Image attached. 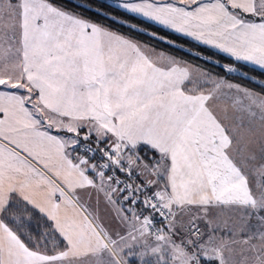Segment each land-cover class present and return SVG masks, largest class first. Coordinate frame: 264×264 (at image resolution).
<instances>
[{
    "label": "snow or ice",
    "instance_id": "1",
    "mask_svg": "<svg viewBox=\"0 0 264 264\" xmlns=\"http://www.w3.org/2000/svg\"><path fill=\"white\" fill-rule=\"evenodd\" d=\"M112 6L0 0V264H264V0Z\"/></svg>",
    "mask_w": 264,
    "mask_h": 264
},
{
    "label": "trees",
    "instance_id": "2",
    "mask_svg": "<svg viewBox=\"0 0 264 264\" xmlns=\"http://www.w3.org/2000/svg\"><path fill=\"white\" fill-rule=\"evenodd\" d=\"M78 3L84 4V9L81 10L82 14L84 16H90L92 19H101L100 17H97L94 15L95 10L101 9L104 11L106 15L108 14H114L117 18L123 17V20L130 24H136L137 26H141L144 28L145 31H157L159 29V26H152L151 29L147 27V24L141 25L140 17H135L133 19L132 14H127L123 12V10H117L113 3H111L109 0H77ZM88 9H92V11H89ZM104 23H109L108 20H104ZM111 27L114 29L124 33L125 35L131 36L132 38L147 44L151 45L153 48H155L157 51H164L165 53H171L172 55H175L177 57L182 58L185 61H189L193 65H199L201 68H206L209 72L214 73L219 76H226L228 79L233 80L234 82L244 84L245 81L242 79H238L235 77V75H229L223 71H221L220 67L215 66V63L213 64H206L204 63L205 59L211 58L214 62L219 60L220 64H226L228 61L226 59H222L219 55L211 56L210 53H205V50L202 47H197L194 42L190 40H181L179 42L180 45L183 46V51L179 50L178 47L174 48L172 45L167 44L161 40L154 39L150 35H144L139 32L131 31L128 27H120L117 24H111ZM159 35L166 36L168 39L176 40L175 34L169 32L168 30H159ZM188 52H199L201 53L203 59H197L195 55H188ZM248 87H254L253 84H247ZM259 91V89H257Z\"/></svg>",
    "mask_w": 264,
    "mask_h": 264
},
{
    "label": "rangeland",
    "instance_id": "3",
    "mask_svg": "<svg viewBox=\"0 0 264 264\" xmlns=\"http://www.w3.org/2000/svg\"><path fill=\"white\" fill-rule=\"evenodd\" d=\"M111 3L115 4V1L118 0H109ZM214 102H216V107H219L220 115L224 116L225 113H227L229 116L235 115V109L233 107V101L227 97L220 96L219 98L215 99Z\"/></svg>",
    "mask_w": 264,
    "mask_h": 264
},
{
    "label": "crops",
    "instance_id": "4",
    "mask_svg": "<svg viewBox=\"0 0 264 264\" xmlns=\"http://www.w3.org/2000/svg\"><path fill=\"white\" fill-rule=\"evenodd\" d=\"M118 1H115V3H117ZM210 104L212 105L213 109L220 115V108L219 107H216V102L214 101H210ZM222 112V110H221ZM223 113V112H222Z\"/></svg>",
    "mask_w": 264,
    "mask_h": 264
}]
</instances>
